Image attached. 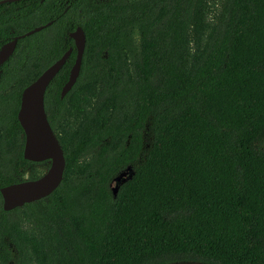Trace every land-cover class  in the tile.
<instances>
[{"label": "trees", "instance_id": "trees-1", "mask_svg": "<svg viewBox=\"0 0 264 264\" xmlns=\"http://www.w3.org/2000/svg\"><path fill=\"white\" fill-rule=\"evenodd\" d=\"M42 26L0 65V264H264V0L7 2L0 51ZM71 48L45 96L64 180L5 211L44 164L23 91Z\"/></svg>", "mask_w": 264, "mask_h": 264}, {"label": "water", "instance_id": "water-1", "mask_svg": "<svg viewBox=\"0 0 264 264\" xmlns=\"http://www.w3.org/2000/svg\"><path fill=\"white\" fill-rule=\"evenodd\" d=\"M22 0H1L0 5L7 2ZM45 26L37 27L23 35L30 36L41 31ZM77 49L76 62L71 70L69 80L63 87L61 98L64 99L73 89L80 76L87 38L82 27L71 33ZM18 38L3 46L0 52V65L14 53ZM73 49L68 50L63 57L45 70L23 92L19 121L25 133L24 158L34 163L49 162L50 168L46 174L36 180L6 186L1 189L5 211L22 208L26 204L34 203L52 195L62 184L67 167L65 152L55 131L49 122V114L45 107V96L53 79L61 71L70 58ZM121 178H127L123 175ZM118 187H114L117 193Z\"/></svg>", "mask_w": 264, "mask_h": 264}, {"label": "rangeland", "instance_id": "rangeland-1", "mask_svg": "<svg viewBox=\"0 0 264 264\" xmlns=\"http://www.w3.org/2000/svg\"><path fill=\"white\" fill-rule=\"evenodd\" d=\"M71 110H73V106H71ZM72 114L74 115L75 111L74 112L72 111ZM71 119H75V116H72ZM42 163L44 164L36 165L33 169H31V171L27 172V174L25 175V180H30L29 177L33 173L38 174L41 177L44 174H46L51 164L49 162H42ZM12 217L17 218L18 214H13Z\"/></svg>", "mask_w": 264, "mask_h": 264}, {"label": "flooded vegetation", "instance_id": "flooded-vegetation-1", "mask_svg": "<svg viewBox=\"0 0 264 264\" xmlns=\"http://www.w3.org/2000/svg\"><path fill=\"white\" fill-rule=\"evenodd\" d=\"M26 34H27V33H26ZM22 36H23V35H22ZM22 36H20V37H19V36H18V37H15V39L18 38V41H19L20 38H24V37H22ZM25 37H26V36H25ZM15 39H14V40H15ZM12 41H13V40H11V41L5 43L4 45H6V44H8V43H10V42H12ZM4 45H3V46H4ZM17 45H18V42H17ZM3 46H2V48H3ZM16 48H17V46H16ZM1 50H2V49H1ZM15 50H16V49H15ZM15 50H14V52H15ZM0 52H1V51H0ZM13 54H14V53H13ZM13 54H12V55H13ZM12 55H11V56H12ZM11 56H10V57H11ZM10 57H9V58H10ZM9 58H8V59H9ZM7 61H8V60H7ZM7 61H5L3 64H5ZM3 64H1V65H3ZM26 88H27V87H26ZM26 88H25V89H26ZM25 89H24V90H25ZM23 92H24V91H23ZM22 96H23V94H22ZM21 102H22V99H21ZM20 107H21V106H20ZM19 111H20V110H19ZM18 114H19V113H18Z\"/></svg>", "mask_w": 264, "mask_h": 264}]
</instances>
